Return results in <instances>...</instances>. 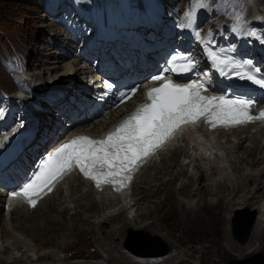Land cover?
<instances>
[{
  "label": "bare ground",
  "instance_id": "bare-ground-1",
  "mask_svg": "<svg viewBox=\"0 0 264 264\" xmlns=\"http://www.w3.org/2000/svg\"><path fill=\"white\" fill-rule=\"evenodd\" d=\"M174 2L175 0H166L168 7H172ZM136 3L141 4V0H137ZM218 4L222 10L230 9L233 15H237V13L245 14L248 0H218ZM124 6L125 0H120V7L123 8ZM103 13H105V17L102 19L104 24L108 20L109 25L114 26L115 22L112 17L105 10H103ZM142 15L145 16L144 13ZM257 18L258 14L254 11L251 12L250 20ZM202 19L205 20L206 18L203 16ZM224 21L226 22V20ZM78 23H85L89 28L97 29V26L93 27L91 18L86 21L81 16ZM227 28L226 23L224 30H227ZM213 30L216 29L213 28ZM230 30H232V26ZM52 31L53 34L59 32L57 28H53ZM48 37L54 38L52 36ZM55 41L54 38L52 42ZM74 43L75 47H72ZM59 46L61 50L48 51L52 58H48L47 66H45L46 63H41L43 61V58H40L41 55L36 57V60L38 59L45 66L42 68L43 71L41 70L43 73L39 71L38 77H31L32 82H30V86L33 89L35 88V92L30 90V95L33 96L31 98L33 103L30 104V107L38 116L39 123L45 120L47 113L57 111L65 105L59 100L57 104L63 103L60 108L54 103L43 99L44 89L49 84V78L52 79L58 76V80H60L61 78L72 77L75 81L84 83L88 81L86 74L93 62L90 57L83 56L81 52L79 54L75 53L77 42L69 35L64 36L59 41ZM85 47L86 45L83 46V48ZM83 58L84 64L80 65ZM22 71L29 72V70L21 69L18 76ZM52 81L55 80L52 79ZM238 86L242 92L246 91L252 95L250 90H242L240 83ZM75 89L77 90L76 86L73 90L76 93ZM5 91L9 90L0 88V100L3 104H6L10 114V119H8L9 117L6 119L7 123H3V129L7 130L13 126L10 121L16 119L18 114H22L23 119L30 115L23 105V101L27 100L25 98L29 94L28 92L25 95L19 93L16 98H8ZM61 92L62 89H59V93ZM256 99L258 103L261 101L259 98ZM129 104H124L110 111L109 114L98 119L97 122L96 120L91 122L88 129L81 126H78L77 129L85 130L94 139L99 140L104 130L115 124L124 112L128 111L127 106ZM5 116L6 114L3 115V117ZM198 130L196 132V130L188 129L180 135L176 133L172 140L139 168L130 185V191L122 192L120 197L110 195L106 190H98L97 192L93 189L91 182L84 181L80 177L70 176L65 183L56 188L36 208L28 210L24 206H16L10 213H7L10 215V219L14 217V228L11 227V222L8 225L4 219L2 220L3 229L0 231V248L4 253L1 252L6 254V249L10 246H13V248H16L15 251L19 252L27 245L26 240L29 239L34 242L32 250L36 253V259L34 261V258L27 254V250H24L19 256L12 254L13 250L10 256L0 258V264H31L41 260L47 261L49 257L52 258L51 255H56L57 251L62 253V250H58L57 245L64 244L78 231H86V234L81 237L83 241L80 239L82 243H85V239L88 238L87 242H97L96 244L102 248L109 246L106 248L105 256L98 258L100 262L98 264L106 263V260H114L115 264H120V260H123V258L128 259L126 261L132 264L134 262H131L128 255L125 256L126 244L123 243V246L121 244L118 247L113 239L117 238L119 233L127 227L147 229L149 226L153 229V232H164L169 227L164 222L165 217L161 216L158 219V214L166 209L173 210L177 208L180 209L179 216L181 218L194 221L197 220L196 217H203L206 211L211 210L212 215H214L212 218L215 220L221 219V225L224 223L229 224L231 216L242 208L248 207L256 210L255 224L247 242L242 245L238 243V247V244L229 237L230 242L226 245V248L227 252L232 250L236 258H244V256L260 250L264 259V247L260 246L264 238V209L260 207V202L264 199V123L254 126H251V124L243 125L228 131H216L212 135L204 132L199 133ZM177 182H180L178 187L175 186ZM174 193H178L177 197H174ZM184 193L185 195H183ZM162 194L163 196H161ZM165 205L167 208L164 209ZM134 208L135 211L132 217L127 216ZM146 219H152V221L146 224ZM116 220H118L117 224H115ZM102 222H107L110 225L105 234L102 229L103 226L100 225ZM162 223L166 224L165 228L161 227ZM181 223L185 224L184 221ZM33 227L38 228L30 231ZM6 228L9 229V232L11 230L18 233L22 231L25 234H23L22 239L18 237L19 235L12 234L10 241L9 238L6 239L4 233ZM192 229L196 234L198 231H202L197 227ZM102 231L103 234H100ZM168 232L166 235H168ZM229 233L230 230L227 229L225 235L227 236ZM53 234L57 236L56 238L53 237L54 239L51 237ZM97 234H100V236H96ZM159 235L166 239L165 232L159 233ZM53 240H56L57 244H53ZM201 240L203 241V239ZM215 242L217 244V241ZM9 243L11 244L8 245ZM186 245H190V241ZM45 246L47 250L44 249ZM51 249L53 252H51ZM130 251L136 256L144 257L136 254L133 250ZM176 251L177 249L174 254L168 253L159 258L143 259L144 261L140 260L138 263L163 264L165 262L170 263L171 260H176L174 262L179 263L185 260L184 253L181 255L180 250ZM201 251L203 253L209 252L205 248H202ZM113 252L120 253V258H113ZM219 253L223 256L222 258L228 255L223 251H219ZM89 254L83 255V257L89 259ZM28 255L31 257L30 260H27ZM178 255H181V257L177 258ZM154 256L157 255H145V257ZM198 256L196 260L200 259ZM193 257L195 256H188V258ZM67 258L64 256L63 260ZM91 258H93L92 253ZM188 258L186 260H189ZM207 259L206 255L200 260L206 261Z\"/></svg>",
  "mask_w": 264,
  "mask_h": 264
},
{
  "label": "snow or ice",
  "instance_id": "snow-or-ice-1",
  "mask_svg": "<svg viewBox=\"0 0 264 264\" xmlns=\"http://www.w3.org/2000/svg\"><path fill=\"white\" fill-rule=\"evenodd\" d=\"M206 7L207 0H192L191 8L186 13L187 23L181 26L191 28L196 10ZM235 19L232 31L257 36L254 30L245 29L246 20L242 14ZM195 35L199 38L200 34L197 31ZM204 43L208 58L221 75H234L264 88V76L259 75V69L248 67L250 61L242 62L226 49L211 48L210 32L209 40ZM195 67L196 63L187 54L172 55L167 66L151 77L153 81L161 83L148 89V102L139 105L104 139L76 136L61 144L42 161L33 178L12 195L24 197L29 205L35 207L42 195L51 191L54 184L74 167H78L86 178L94 181L96 187L110 184L120 191L130 185L133 174L147 158L172 140L184 125L204 120L215 129L264 121V110L256 115L251 113L255 103L252 99L208 96L203 94L206 87L202 81L192 80L181 84L165 78L167 73L190 72ZM105 86L113 87L107 82ZM136 91V88H132L127 93H121L120 99Z\"/></svg>",
  "mask_w": 264,
  "mask_h": 264
},
{
  "label": "rangeland",
  "instance_id": "rangeland-1",
  "mask_svg": "<svg viewBox=\"0 0 264 264\" xmlns=\"http://www.w3.org/2000/svg\"><path fill=\"white\" fill-rule=\"evenodd\" d=\"M70 1H74L73 4L70 5L67 2L66 7L71 6L72 15H74L77 12V15L80 17L82 13H85L87 17L93 18L96 15V9L98 7L104 6V7L112 8L113 10L114 6H117V3L119 0H111V3H106V0H87L90 4H92V9L90 10H88V5L84 3L83 0H70ZM164 1L166 2V0H160V4L165 5ZM209 1L213 2L214 0H207V5H209V7L211 8H214L213 14L215 15V18H218V17L222 18L220 15L215 13L216 4L214 3L208 4ZM263 1L264 0L257 1V2L261 3ZM51 3H52V0H0V88H2L3 90H9L8 92H6V94H10V93L12 94V91H13L12 88L16 86V81L19 78L18 72L21 69L29 70V72L24 71V73L20 74V76H26L28 78L36 76L37 78L38 77L37 74H39L38 72L39 71L42 72L43 71L42 68L48 65L47 64V61L49 60L48 58H52V56L48 54V51L53 50V49L61 50L59 46V41L62 38H64V36H66L65 35L66 32L61 26L65 23H70V26H72V23H71V19H69L66 16V13L62 15L61 20L60 22H58V24L55 23V21H53L51 18L52 15L49 14V13H52L54 16V13H55V10L51 6ZM191 3H192V0H175L173 6H175L177 9L182 8L183 10V9L190 8ZM45 8H48L49 10ZM223 13L226 15L233 14L232 11L228 8L223 10ZM214 21H217V20L214 19ZM81 26H85V25H81ZM53 28H57L59 32L57 34H53V31H52ZM48 36L54 37L56 41L52 42L54 38H49ZM63 44L65 43L63 42ZM72 47H75V43L72 45ZM39 56L40 58H43L42 59L43 61H41V63H46L45 66H43V64H41L38 59L36 60V57H39ZM64 59H67V58H64ZM34 63H37V64L35 65ZM61 64L64 65L63 62H61ZM35 69H38V70H35ZM9 88L12 90H10ZM28 105H30V103H28ZM95 120L97 122L98 118L90 122L82 123L79 126L88 129L89 126H91V122H94ZM228 178H232V177H228ZM179 185H180V182H177V185L175 184L176 187H178ZM178 193H174V197H177ZM183 195H185V193ZM161 196H163V194ZM165 208H167L166 205L164 206V209ZM179 210L180 209L178 208L173 209V210L166 209L158 214V219L161 216L165 217L164 222H166L167 226L169 227L168 230L167 229L164 230L165 235L167 234V231H169L168 235H170V236L166 235V239H164L162 236L159 235V233L161 234L164 233L163 231L156 233V232H153V229L149 228L148 226L147 229H144V228L137 229V228L127 227L119 233L120 237L118 236L117 238H114L113 241L118 245V247L121 244L123 246V243H125L127 247L128 246L130 247V245H133L135 243L136 245H133V246H135L136 250H139L142 252L159 251L162 249L161 242H164L170 247L169 253L174 254L176 249L177 251L180 250L181 255L184 253L183 257H185L184 258L185 260H182L179 263L174 262L176 260H171L170 263L165 262L163 264H227L228 260L244 259V258L252 257L256 253H260L263 259V253H261L260 250L246 255L244 256V258L243 257L236 258V256L233 255L232 250L230 251L231 253L227 252L226 245L229 244L230 242L229 237H231V235L229 233L230 236L228 234L226 236L225 233L227 229L228 231L230 230V222L229 224L224 223L221 225L222 220L216 219L217 220L216 221L215 219H213L212 217L214 215H212L211 210L206 211L203 217H196L197 220L195 219V221L186 220L185 218H181L179 216V212H180ZM134 211H135V208L134 210L130 212L131 214L128 213L127 216L132 217V215L134 214ZM252 211L256 212V210L254 209L245 207L237 211L236 213H234L231 216V218L234 217L236 214H238V217L240 216L242 218H246L249 216V214ZM256 215H257V212H256ZM3 219L8 225H10V222H11V227L14 228V225H13L14 217L10 219L9 214L1 213L0 231L3 229V226H2ZM149 221L151 222L152 219H146L145 220L146 224ZM182 221H184L185 224L181 223ZM117 222L118 220H116L115 224H117ZM100 225L103 226L102 229L105 234V232L108 230L110 225H108L107 222H102ZM165 226L166 224H163V223L161 224L162 228H165ZM193 227H197V229L199 230L201 229L202 231H198V233L196 234L192 229ZM37 228L38 227H33L30 231L37 229ZM103 231L100 234H103ZM85 232L86 231H78L74 233V235L71 236L69 240L66 241L64 244L57 245V247L59 248L58 250H62V253L58 251L56 255L51 253L53 254V256L51 255L52 258L47 256L49 257L47 261L41 260V261L33 262L31 264H93V263L98 264L100 263L99 259L103 258L102 256H105L106 248L109 246H104L102 248L98 244H96L97 242L96 243L94 241L87 242L89 240L88 238L85 239L86 240L85 243L80 242V239L83 241L81 237L82 235L86 234ZM4 233H5L6 239L9 238L10 241H11L12 234L16 236L19 235L18 237L20 239H22L23 234H25L22 231L18 233L17 231H14V230H11V232H9L8 228H6ZM100 234H97L96 236H100ZM51 237L56 238L57 236L53 234ZM201 239H203V241ZM53 241H52L53 244H57L56 240H53ZM188 241H190V245H186ZM215 241H217V244ZM26 243L28 245H26V247H23V250L19 252H16L15 251L16 248H13V246H10L9 248L6 249V252H5L6 254H3L4 252L0 248V256H1L0 258H2V256H4L3 258L10 256L13 250H14L13 254L20 255L22 251L27 249V254H29L32 258H34V261H35L36 253L32 250L34 246V242L27 239ZM46 246L44 247V249H46ZM237 246L239 247V244ZM260 246L264 247V238ZM127 247H126L127 250L124 248L125 249L124 252L126 253L125 256L128 255V258L131 260V262L132 261L134 262L132 264H139L138 261L140 260L144 261L143 259L159 257V256L158 257L136 256L130 251V248L128 247L129 248L128 249ZM261 247H259V249H261ZM202 248L207 249L209 252L203 253L201 251ZM52 249H51V252H53ZM219 251H223L225 254H228L226 255L227 257L225 256L226 259L222 258L223 256L219 253ZM87 253H90L89 254L90 256H88L90 257L89 259L83 257V255H86ZM91 253L93 255V258H91ZM110 254L112 255L111 252ZM29 255L27 257L28 258L27 260L31 259ZM181 255H178L177 258L178 257L180 258ZM187 255L190 257L191 256H195V257L188 258ZM206 255L208 257L206 261L200 260V259H203ZM64 256L68 258L63 260ZM113 256H114L113 258L119 259L120 253L113 252ZM142 256H145V255H142ZM197 256L200 258L199 260H196ZM186 258H188L189 260H186ZM126 260L128 259L123 258V260H120V264H131L127 262ZM22 261H25V260H22ZM108 261L109 260H106V263H104L103 261L102 262L103 264H115L114 260H110L109 262Z\"/></svg>",
  "mask_w": 264,
  "mask_h": 264
},
{
  "label": "water",
  "instance_id": "water-1",
  "mask_svg": "<svg viewBox=\"0 0 264 264\" xmlns=\"http://www.w3.org/2000/svg\"><path fill=\"white\" fill-rule=\"evenodd\" d=\"M255 223V212H251L248 217L242 218L238 217V214H236L234 217L231 218L230 221V231L232 237L240 244H244L253 229V225ZM133 245H136L135 243ZM130 245V250H133L136 254L139 255H164L168 252L169 246L165 243L161 242L162 249L159 251H152V252H142L139 250H136L135 246ZM250 259V260H248ZM228 264H264V261L260 254H257L256 256L252 258H247L243 260H229Z\"/></svg>",
  "mask_w": 264,
  "mask_h": 264
}]
</instances>
